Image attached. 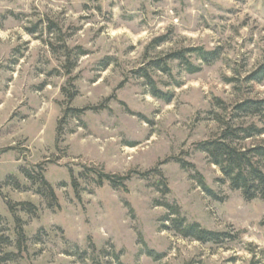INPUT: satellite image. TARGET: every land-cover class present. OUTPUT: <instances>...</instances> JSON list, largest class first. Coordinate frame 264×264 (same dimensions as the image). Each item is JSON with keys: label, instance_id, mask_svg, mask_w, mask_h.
Masks as SVG:
<instances>
[{"label": "rangeland", "instance_id": "obj_1", "mask_svg": "<svg viewBox=\"0 0 264 264\" xmlns=\"http://www.w3.org/2000/svg\"><path fill=\"white\" fill-rule=\"evenodd\" d=\"M199 48L220 57L155 68ZM263 65L264 0H0V264H264V200L198 149L223 121L264 130L234 110L264 99ZM166 204L221 242L184 238Z\"/></svg>", "mask_w": 264, "mask_h": 264}, {"label": "trees", "instance_id": "obj_2", "mask_svg": "<svg viewBox=\"0 0 264 264\" xmlns=\"http://www.w3.org/2000/svg\"><path fill=\"white\" fill-rule=\"evenodd\" d=\"M193 57L201 60L203 63H212L219 59L220 53L217 50H206L203 48L195 50H180L170 54L167 60L155 62V68L163 72H171L172 68L169 62H181L189 72L198 69L193 62ZM151 65V64H150ZM142 77L152 89V95L161 98V93L156 86L155 81L147 72L142 69ZM252 83H261L264 80V65L250 74L247 78ZM234 110L243 116H262L264 115V99L253 100L246 99L238 103ZM221 133L217 138L204 141L199 144V150L207 155L210 163L217 166L225 180L228 181L231 189L241 191L247 201L254 199L264 200V138L253 144H243L246 141H252L264 136V130L255 124L232 125L228 122H222ZM94 170L86 169V175ZM26 175L29 174L26 172ZM98 185L105 181L112 187L120 188L125 186L124 181L127 177L118 178L102 172H97ZM40 183V189L48 198L49 202L56 204V196L52 187L43 177H31ZM204 186V182L201 181ZM167 187V184L166 186ZM25 211L34 213V206L31 204H22ZM166 207L175 216L171 220L173 227L184 237L201 243H220L223 234L220 232L206 229L198 222H189L182 214L181 210L174 205L166 204ZM14 211L13 206L9 207ZM18 237L23 241L22 230L18 231Z\"/></svg>", "mask_w": 264, "mask_h": 264}]
</instances>
